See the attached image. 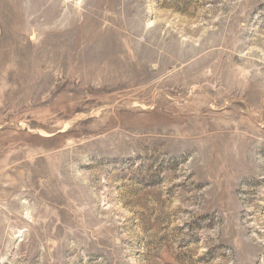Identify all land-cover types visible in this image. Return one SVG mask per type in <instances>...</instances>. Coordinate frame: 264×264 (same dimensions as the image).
I'll return each mask as SVG.
<instances>
[{"label":"rangeland","instance_id":"1","mask_svg":"<svg viewBox=\"0 0 264 264\" xmlns=\"http://www.w3.org/2000/svg\"><path fill=\"white\" fill-rule=\"evenodd\" d=\"M0 264H264V0H0Z\"/></svg>","mask_w":264,"mask_h":264}]
</instances>
